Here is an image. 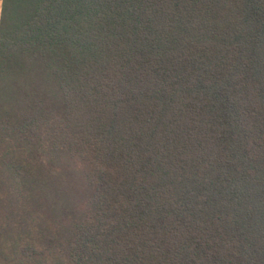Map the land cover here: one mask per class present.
Listing matches in <instances>:
<instances>
[{
	"label": "trees",
	"instance_id": "trees-1",
	"mask_svg": "<svg viewBox=\"0 0 264 264\" xmlns=\"http://www.w3.org/2000/svg\"><path fill=\"white\" fill-rule=\"evenodd\" d=\"M11 1L0 264H264V0Z\"/></svg>",
	"mask_w": 264,
	"mask_h": 264
},
{
	"label": "rangeland",
	"instance_id": "rangeland-1",
	"mask_svg": "<svg viewBox=\"0 0 264 264\" xmlns=\"http://www.w3.org/2000/svg\"><path fill=\"white\" fill-rule=\"evenodd\" d=\"M22 5L23 3L21 4V0L11 1L10 6L12 7V9L10 13L14 14V12H17V11L20 12V10L22 9ZM0 85H1L0 90H2V87L5 86V82L2 81V76L0 78ZM0 99H1L0 102L2 104V94H0ZM0 209H2V187L0 188ZM57 221L62 222L64 220L63 218L60 217V218H57ZM0 225H2V212L1 211H0Z\"/></svg>",
	"mask_w": 264,
	"mask_h": 264
},
{
	"label": "crops",
	"instance_id": "crops-1",
	"mask_svg": "<svg viewBox=\"0 0 264 264\" xmlns=\"http://www.w3.org/2000/svg\"><path fill=\"white\" fill-rule=\"evenodd\" d=\"M3 4H4V0H0V28L2 23Z\"/></svg>",
	"mask_w": 264,
	"mask_h": 264
}]
</instances>
